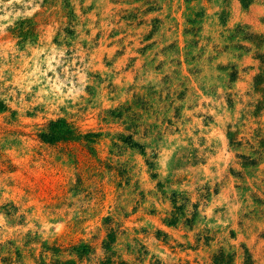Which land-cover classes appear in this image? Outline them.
Here are the masks:
<instances>
[{
	"label": "rangeland",
	"instance_id": "374dc122",
	"mask_svg": "<svg viewBox=\"0 0 264 264\" xmlns=\"http://www.w3.org/2000/svg\"><path fill=\"white\" fill-rule=\"evenodd\" d=\"M0 264H264V0H0Z\"/></svg>",
	"mask_w": 264,
	"mask_h": 264
}]
</instances>
